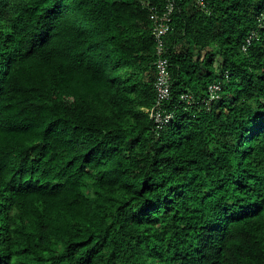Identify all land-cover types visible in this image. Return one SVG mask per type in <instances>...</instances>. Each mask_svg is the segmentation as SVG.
Returning a JSON list of instances; mask_svg holds the SVG:
<instances>
[{"label": "trees", "instance_id": "obj_1", "mask_svg": "<svg viewBox=\"0 0 264 264\" xmlns=\"http://www.w3.org/2000/svg\"><path fill=\"white\" fill-rule=\"evenodd\" d=\"M165 2L0 0V264H264V0H175L158 126Z\"/></svg>", "mask_w": 264, "mask_h": 264}, {"label": "built area", "instance_id": "obj_2", "mask_svg": "<svg viewBox=\"0 0 264 264\" xmlns=\"http://www.w3.org/2000/svg\"><path fill=\"white\" fill-rule=\"evenodd\" d=\"M195 2L201 7L206 6V0H195ZM176 9L175 0H166L164 8L161 11H156L152 8L150 13V19L152 21V30L156 41V54L155 60L156 67V104L155 106L146 109L149 115L155 119L158 126H161L167 122L172 114L170 112L164 113V103L170 98L171 89V75L169 71V60L166 56L165 36L172 29L171 23L173 20V14ZM219 89L218 84L209 85V97L208 100L218 98L217 90ZM182 101H190V96L182 94L180 96Z\"/></svg>", "mask_w": 264, "mask_h": 264}]
</instances>
